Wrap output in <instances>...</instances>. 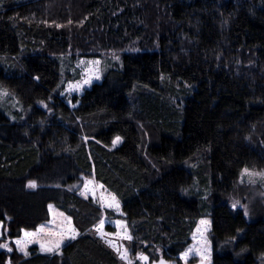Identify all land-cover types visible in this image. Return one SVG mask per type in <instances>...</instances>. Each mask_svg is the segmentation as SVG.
<instances>
[{
    "label": "trees",
    "instance_id": "16d2710c",
    "mask_svg": "<svg viewBox=\"0 0 264 264\" xmlns=\"http://www.w3.org/2000/svg\"><path fill=\"white\" fill-rule=\"evenodd\" d=\"M110 50L119 64L71 107L66 58ZM0 85L21 107L0 108V228L19 237L53 204L80 234L0 264H119L86 234L113 213L78 194L82 173L116 196L143 253L175 258L207 215L211 264L264 258V212L225 200L264 169V0H0ZM208 181L211 203L194 189Z\"/></svg>",
    "mask_w": 264,
    "mask_h": 264
},
{
    "label": "rangeland",
    "instance_id": "374dc122",
    "mask_svg": "<svg viewBox=\"0 0 264 264\" xmlns=\"http://www.w3.org/2000/svg\"><path fill=\"white\" fill-rule=\"evenodd\" d=\"M129 49L131 48L127 47L124 51ZM120 54L121 52L117 53V51L112 52L110 50L103 52L102 57H87L78 54V56L73 57L75 58L72 59L73 61L66 58L70 63L69 74L74 77L64 81V89L61 92V96L65 98L67 104L71 107L75 106L77 103H72L70 98L81 95L92 83L99 81L105 69L118 65ZM85 80H88L89 83H84ZM0 89L5 90L1 85ZM6 92L8 93L6 96L0 97V108L4 109L8 116L14 120V112L21 111V107L18 105L17 99L8 91ZM120 141L121 139L115 144L113 143L112 147L117 146ZM248 170L251 173H264V169ZM79 179L78 194L91 198L93 202L113 213L112 217L102 216L86 234L108 250L118 260L119 264H139L140 255L143 253L140 246L143 247L148 244L138 241L136 231L123 217L120 202L116 196L97 182L92 175L82 173L79 175ZM194 189L201 194L203 199L211 203L212 191L209 181L204 187H199V184H196ZM225 195V200L230 207L242 211L247 220L253 219L254 214L258 211L264 212V178L260 176H249L242 171L230 191ZM116 202H118V207ZM234 203L236 204L235 207H233ZM202 220L208 221V224H201ZM209 229L210 219L207 215L197 219L196 225L190 233L189 244L175 258H170L168 261L174 260L175 264H211ZM26 232L32 235L26 236ZM70 235L75 236V238L80 235L71 218L53 204H49L48 219L32 230H22L19 237L8 238L3 229L0 228V244L6 245V247H0V251L14 249L23 255L25 252L28 255V248L35 245L37 250L42 253H61V248L72 240L69 238ZM125 236H131V239H125ZM62 237L63 239H61ZM17 240L20 241L19 245L16 243ZM58 241L59 243H57ZM108 242L112 246H109ZM150 246L149 253L145 252L152 258L150 262L163 257L159 247ZM185 253L187 255L182 257V254ZM121 254H124L123 259H121ZM205 256L207 259H204ZM258 264H264L263 257H260Z\"/></svg>",
    "mask_w": 264,
    "mask_h": 264
},
{
    "label": "snow or ice",
    "instance_id": "6c2138e0",
    "mask_svg": "<svg viewBox=\"0 0 264 264\" xmlns=\"http://www.w3.org/2000/svg\"><path fill=\"white\" fill-rule=\"evenodd\" d=\"M56 26H57V27H60V25H56ZM97 63H98V62H97ZM33 78H34L35 80H39V76H35V77H33ZM84 83H89V81H88V80H85ZM7 94H8V93H7L5 90L0 89V97L6 96ZM62 95H63V94H62ZM119 139H120V138L117 137V138L113 141V143L115 144L116 141H118ZM243 172H244V173H247L249 176H254V175H256V176H260L261 178H264V173H251V172H249L248 169H244ZM250 182H251V181H250ZM28 187H32V188L36 187L35 181H29V183H28ZM114 199H115V198L113 197V200H114ZM236 203H238V202H236ZM109 206H112V205H109ZM116 206H117V207L119 206V205H118V202H116ZM235 206H236V204L234 203V204H233V207H235ZM50 207H51V206H50ZM200 223H201V224H204V225H207V224H208V221L202 220ZM25 235H26V236H30V235H32V234L26 232ZM69 238L74 239L75 236L70 235ZM124 238L130 240V239H131V236H125ZM61 239H63V237H62ZM16 243H17V245H19V244H20V241L17 240ZM57 243H59V241H58ZM108 243H109V246H112L110 242H108ZM0 247H6V245L0 244ZM48 250H51V249H48ZM25 255H27L26 252H25ZM183 255H187V253L182 254V257H183ZM123 258H124V254H121V259H123ZM143 259H147V257H143ZM204 259H207V257L205 256ZM159 264H165V261L161 260V261L159 262Z\"/></svg>",
    "mask_w": 264,
    "mask_h": 264
},
{
    "label": "water",
    "instance_id": "95a60500",
    "mask_svg": "<svg viewBox=\"0 0 264 264\" xmlns=\"http://www.w3.org/2000/svg\"><path fill=\"white\" fill-rule=\"evenodd\" d=\"M143 257H147V259H143ZM161 260L165 261V264H175L174 262H169L167 259H165L163 257L158 259L157 261L150 262L149 256L145 253H141L140 259H139V264H159V262Z\"/></svg>",
    "mask_w": 264,
    "mask_h": 264
},
{
    "label": "flooded vegetation",
    "instance_id": "af4514ba",
    "mask_svg": "<svg viewBox=\"0 0 264 264\" xmlns=\"http://www.w3.org/2000/svg\"><path fill=\"white\" fill-rule=\"evenodd\" d=\"M171 262H174V263H175V261H174V260H171Z\"/></svg>",
    "mask_w": 264,
    "mask_h": 264
}]
</instances>
